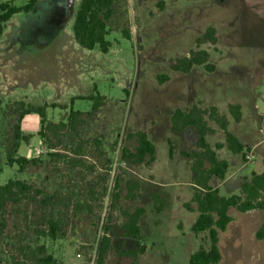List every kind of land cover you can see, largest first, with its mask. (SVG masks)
Masks as SVG:
<instances>
[{
	"label": "rangeland",
	"instance_id": "obj_1",
	"mask_svg": "<svg viewBox=\"0 0 264 264\" xmlns=\"http://www.w3.org/2000/svg\"><path fill=\"white\" fill-rule=\"evenodd\" d=\"M26 2L14 0L16 6ZM114 10L107 54L79 46L72 20L65 21L61 10L46 6V1L30 14L15 15L8 24L7 41L12 43L0 52V68L1 61L7 66L0 71V184L22 181L53 195L54 203L43 208L41 197H27L7 206L5 216L0 215V264H35L32 254L39 255L42 246L60 264H99L105 238L109 247L102 264H117L122 250H134L138 244L145 252L137 264H189L200 247L209 249L208 233L191 231L198 216L192 202L193 162L181 151L196 149V132L173 131L170 117L177 108L217 104L230 131L251 150L245 153L246 162L227 149H217L219 158L231 164L227 176H239L242 184L253 172H264V124L259 132L264 115L259 121L252 117L254 108L264 109V0H118ZM209 28L216 31L217 44L198 45L196 40ZM199 49L209 52L213 72L203 67L187 74L170 70L171 61ZM162 76L169 79L160 84ZM92 91L104 97L95 112L91 101L73 98ZM15 101L48 105L47 125L66 124L64 129H43L40 136L41 118L31 114L24 119L22 132L29 142L21 144L15 158L35 163L23 171L7 161L17 121L7 109ZM227 102L255 106L245 110L244 122L238 125L229 112L231 104L219 108ZM71 108L90 115L73 127L67 122ZM205 119L215 130L209 136L215 148L224 143V132L208 116ZM138 131L147 132L156 146L153 165L122 160L123 148L136 147L128 135ZM128 183L140 186L134 191L136 201L127 198ZM212 186L225 197L240 194L239 189H225L217 178ZM154 193L167 201L161 213L155 211ZM138 207L146 214L140 221L141 236L134 240L124 233L123 212ZM41 214L61 220L57 239L37 234L43 225ZM229 214L233 221L219 233L220 264H264V240L256 238L264 210L241 214L232 209Z\"/></svg>",
	"mask_w": 264,
	"mask_h": 264
},
{
	"label": "trees",
	"instance_id": "obj_2",
	"mask_svg": "<svg viewBox=\"0 0 264 264\" xmlns=\"http://www.w3.org/2000/svg\"><path fill=\"white\" fill-rule=\"evenodd\" d=\"M118 0H81L75 14L73 23L74 38L79 46L87 50L98 49L101 53L107 54L112 46L108 40L110 35L109 22L115 15L114 5ZM39 0H27L23 6H16L13 0L0 3V40L3 37L7 23L17 14H28L32 12ZM124 37L130 40L129 34L124 31ZM198 45L203 43L217 44L216 31L209 28L202 38L196 40ZM194 67H203L207 72H213L215 66L210 63V54L205 50L191 51L188 56L176 59L170 62L169 68L172 72L187 74ZM169 79L168 76L159 77V82ZM83 100L92 102V111H97L104 104V97L100 94L91 95ZM73 101V100H72ZM48 105L35 107L26 104L24 101H15L8 106V114L16 117L17 121L13 126V144L12 151L8 150L7 161L10 166L14 164L19 166L23 171L28 164L35 163L34 160H28L23 157L15 158L22 143H28L29 137L22 132V121L28 115L35 114L41 118L40 136H43V129L55 127L64 129L66 124L60 122L58 124L46 122V109ZM229 112L235 122L242 120L241 107L239 105H229ZM90 112L75 111L71 108L70 115L67 118L68 124L73 125L84 122ZM208 116L225 134V145L229 152L234 155H240L247 162L246 151L249 149L239 141V139L229 131V121L224 113L217 107L202 108L201 105L195 104L188 111L176 109L171 117L172 128L177 133H182L186 129L192 127L196 130L198 138L196 146L198 152L182 151L181 155L185 159L191 160L192 166V184L194 195L192 202L197 205L198 216L191 227V231L195 235L208 233L210 246L209 249L200 247L198 251L193 253L189 258V264H220L222 255L219 249V233L225 232L233 221L230 216V210L234 209L241 214H246L254 210H264V172H253L249 179H245L240 187L239 195L222 196L220 190L211 185L214 178L221 181L225 180L229 163L226 160L219 159L216 150L222 149L224 145L217 144L213 148L208 144L206 138L208 135L214 134L215 130L208 126L205 117ZM128 138L136 141L134 150L127 148L122 149V160L133 165L153 164L156 161V147L150 141L146 132L138 131L131 133ZM169 144V157L173 158L174 145L171 140ZM116 186H118L116 184ZM127 198L136 201L137 196L135 190H140L138 183H128ZM116 195L115 198H118ZM41 197L40 203L43 208L51 207L54 203V196L49 195L41 190L35 189L19 180H10L6 184H0V215L5 216L7 206L12 202H21L23 198ZM155 204V211L161 213L167 201L163 200L159 193L152 194ZM190 210L189 205H185ZM126 221L123 227L127 237L138 240L141 236V218L146 214L143 207H138L134 212H123ZM42 216L41 229L37 234L43 237H49L55 240L62 230L61 220L53 216ZM44 226V227H43ZM43 228V229H42ZM259 241L264 240V223L256 233ZM104 248L101 250L99 264H102L105 252L109 247V239H104ZM40 254H32V260L35 264H60L56 259L47 254L46 248L42 246L39 249ZM145 252V248L138 244L134 250L124 249L118 254L117 264H137L138 257ZM40 255H43L40 257Z\"/></svg>",
	"mask_w": 264,
	"mask_h": 264
},
{
	"label": "crops",
	"instance_id": "obj_3",
	"mask_svg": "<svg viewBox=\"0 0 264 264\" xmlns=\"http://www.w3.org/2000/svg\"><path fill=\"white\" fill-rule=\"evenodd\" d=\"M14 1V0H13ZM44 1H46V6H55V7H57V8H59L60 10H61V14H63V16L62 17H64V19H65V21H68V23L69 22H71V20H72V22L74 23V18H75V14H76V11H77V9H78V6H79V4H80V1L81 0H58L57 2H52V5L51 4H49V0H39V2L36 4V6H35V8H34V10L32 11V12H34L35 10H37V7L38 6H40V5H42L43 3H44ZM2 2H5V1H3V0H0V3H2ZM27 3V2H26ZM32 12H30V13H32ZM30 13H28V14H30ZM22 14V13H21ZM18 15V14H17ZM15 16V15H14ZM14 16L12 17V18H14ZM11 21V20H10ZM10 21L7 23V26H6V29H5V31H4V34H3V37H2V39L0 40V48H1V46H2V44H4V48H2V49H0V52L3 50H5V49H9L10 48V46H11V43H12V40L10 39V40H8L7 41V32H10V29H8V24L10 23ZM68 25V24H67ZM73 27V26H72ZM4 66H6V65H3V63H2V61H1V68H0V71H2V69H4V68H7V66L6 67H4ZM95 86H93V91L94 92H96V90H95V88H94ZM92 91V92H93ZM94 92L93 93H89L88 95H86V96H84V95H76V96H73V98H77V100H83V99H81V98H85V97H88V96H91V95H94ZM72 98V97H71ZM71 99V101L73 100H75V99ZM244 102V101H243ZM243 102H239V103H235L234 105H239L240 107H241V113H242V121L238 124V125H241V124H243V122H244V116H245V110L247 109V111H248V108H254V106H255V103H251L250 104V106H247V104L246 103H243ZM262 102H264V98H262ZM229 104H233V103H229V102H227V103H225V105L224 104H222L221 105V107H219V108H221L222 109V107H224V106H228ZM213 105H217V104H213ZM212 106V105H211ZM177 109H180V108H177ZM190 109V108H189ZM189 109H182V110H184V111H188ZM176 110V109H175ZM174 110V111H175ZM174 113V112H173ZM173 113H172V115H173ZM172 115H171V117H172ZM262 115H264V109L263 110H257V108L255 109L254 108V110H253V120H257V121H259L260 120V118H261V116ZM27 117V116H26ZM25 117V118H26ZM171 117H170V121H171ZM24 118V119H25ZM259 119V120H258ZM24 121V120H23ZM23 121H22V124H23ZM208 123V122H207ZM260 123V128H259V132H262L260 129H261V126H262V124H264V122H259ZM171 126H172V124H171ZM208 126H209V124H208ZM210 127V126H209ZM210 128H212V127H210ZM173 129V128H172ZM189 129H193V130H195L194 128H192V127H190V128H188V129H186L185 131H187V130H189ZM212 129H214V128H212ZM230 129H232V127H231V125L229 126V131H230ZM173 131H174V129H173ZM184 131V132H185ZM143 132H145V131H143ZM175 132V131H174ZM195 132H196V130H195ZM231 132V131H230ZM147 133V132H146ZM175 133H177V132H175ZM183 133V132H182ZM232 133V132H231ZM238 133H239V131H238ZM180 134V133H179ZM232 134H234V133H232ZM241 136H242V134H243V131H240V133H239ZM249 135H248V137L250 138V134H251V132L250 133H248ZM147 135H148V133H147ZM225 135V134H224ZM235 135V134H234ZM209 136L210 135H208L207 136V138H206V140H207V142H208V144H210L211 145V142L209 141ZM238 139H239V137L240 136H237V135H235ZM148 137H149V135H148ZM197 138H198V135H197V132H196V141H197ZM150 139V138H149ZM150 141L154 144V142H153V140H151L150 139ZM239 141H240V139H239ZM241 142V141H240ZM196 143V142H195ZM242 143V142H241ZM217 144H222V145H224V149H227L226 148V145H225V141H224V143H217ZM216 144V145H217ZM245 147H246V149L248 148L244 143H242ZM155 145V144H154ZM196 145V144H195ZM212 146V145H211ZM156 147V146H155ZM213 147V146H212ZM216 147V146H215ZM214 148V147H213ZM249 149V151H251L250 150V148H248ZM228 150V149H227ZM182 151H186V150H182ZM181 151V152H182ZM199 150H198V148H197V146H196V149H194V151H191V152H198ZM187 152H190V151H187ZM216 152H217V150H216ZM232 154V153H231ZM250 154H251V152H250ZM217 155H218V152H217ZM232 155H234V154H232ZM236 156H239V155H236ZM219 157V156H218ZM252 158H253V156H252ZM220 159V158H219ZM222 160H226L228 163H229V170H230V168H231V164H230V162H229V159H222ZM153 165V164H152ZM237 175H231V174H228V176H226V178H225V180H223V185H224V187H225V189H228V190H230V188H235V189H239L240 190V187H241V183H240V177L239 176H237ZM215 179V178H214ZM213 179V180H214ZM212 180V181H213ZM238 180V181H237ZM211 185H212V182H211ZM223 187V188H224ZM231 196V195H230ZM255 211V210H254ZM252 212V211H251ZM248 213H250V212H248ZM197 219V218H196ZM196 221V220H195ZM194 221V222H195Z\"/></svg>",
	"mask_w": 264,
	"mask_h": 264
}]
</instances>
